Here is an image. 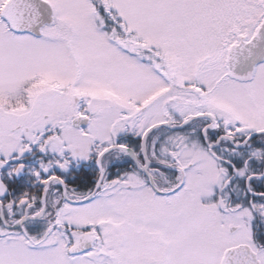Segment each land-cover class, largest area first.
<instances>
[{"label":"snow or ice","instance_id":"obj_1","mask_svg":"<svg viewBox=\"0 0 264 264\" xmlns=\"http://www.w3.org/2000/svg\"><path fill=\"white\" fill-rule=\"evenodd\" d=\"M0 264H264V0H0Z\"/></svg>","mask_w":264,"mask_h":264}]
</instances>
